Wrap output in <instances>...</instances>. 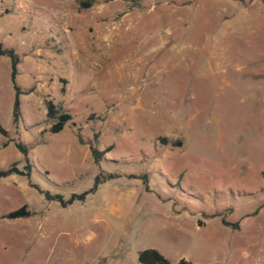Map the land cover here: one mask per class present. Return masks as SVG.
Here are the masks:
<instances>
[{"label":"rangeland","instance_id":"1","mask_svg":"<svg viewBox=\"0 0 264 264\" xmlns=\"http://www.w3.org/2000/svg\"><path fill=\"white\" fill-rule=\"evenodd\" d=\"M0 43L21 90L14 125L0 57V171L25 165L15 142L31 165L0 178V264H264V0H0ZM45 101L72 117L57 134ZM98 174L66 208L38 192Z\"/></svg>","mask_w":264,"mask_h":264},{"label":"trees","instance_id":"2","mask_svg":"<svg viewBox=\"0 0 264 264\" xmlns=\"http://www.w3.org/2000/svg\"><path fill=\"white\" fill-rule=\"evenodd\" d=\"M97 0H77V4L79 9L87 10L91 8ZM112 0H104V2H108ZM130 3L132 6H136L139 4L141 0H123ZM0 57H7L10 62V82L14 91V99L12 104V123L16 125L21 118L20 113V102L19 96L21 95V90L16 84V77L18 74L17 66L20 62L19 56L15 53L13 49H7L2 46L0 43ZM45 108H46V118L50 122L49 132L51 134H57L61 132L64 126L72 119L71 115L63 111L61 108L54 105L51 101H45ZM0 135L6 138L1 144V148L7 147V145L11 142H14L12 139H8L7 133L0 127ZM15 148L18 152L23 155L25 165L22 169L16 167V165H11L6 170L0 171V178H5L11 175L16 176H24L29 178L31 172V165L28 162L27 154H28V147L23 144L22 142H15ZM172 146L179 147L181 143L179 141L172 142ZM91 155L93 157L94 163H98L101 160L102 153L98 151L96 148L90 146L89 147ZM116 178L115 175H107L103 176L98 174L95 176L92 186L81 193H73L68 198H64L62 195L59 194H50L47 191H40L38 190L39 194H42L43 198L47 202H56L59 204L61 208H66L68 206L73 205L74 203H82L84 202L89 195L94 194L98 187L105 183L108 180H112ZM137 178V177H132ZM144 183L147 182L146 177H140ZM30 216V213L26 211L25 207H21L15 211L8 213L5 218L9 220L18 219V218H25ZM225 226H229L227 223L222 221ZM137 262L138 264H191L189 261L185 259H180L177 263H171L167 258H165L159 251L152 248H147L142 251H139L137 254Z\"/></svg>","mask_w":264,"mask_h":264}]
</instances>
